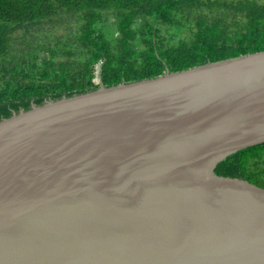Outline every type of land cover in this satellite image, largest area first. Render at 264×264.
Returning a JSON list of instances; mask_svg holds the SVG:
<instances>
[{
  "label": "water",
  "instance_id": "1",
  "mask_svg": "<svg viewBox=\"0 0 264 264\" xmlns=\"http://www.w3.org/2000/svg\"><path fill=\"white\" fill-rule=\"evenodd\" d=\"M264 51L32 104L0 122V264H264Z\"/></svg>",
  "mask_w": 264,
  "mask_h": 264
},
{
  "label": "trees",
  "instance_id": "2",
  "mask_svg": "<svg viewBox=\"0 0 264 264\" xmlns=\"http://www.w3.org/2000/svg\"><path fill=\"white\" fill-rule=\"evenodd\" d=\"M264 51V0H0V122L32 104ZM218 175L264 188V143Z\"/></svg>",
  "mask_w": 264,
  "mask_h": 264
}]
</instances>
